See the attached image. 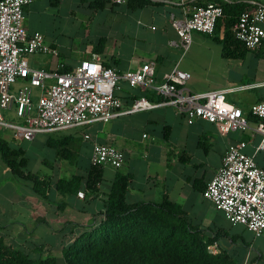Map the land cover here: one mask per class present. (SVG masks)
<instances>
[{"label": "crops", "instance_id": "0c3cea01", "mask_svg": "<svg viewBox=\"0 0 264 264\" xmlns=\"http://www.w3.org/2000/svg\"><path fill=\"white\" fill-rule=\"evenodd\" d=\"M37 1L52 5L49 0H34L25 8L26 18ZM83 1L92 10V15H98L102 30L98 35L90 36L80 51L79 61L69 64L61 59L60 52L58 56L49 55L44 62L34 55L29 59L32 67L46 70L64 66L77 68L82 61L99 55L105 66L120 73L135 70L145 62H154L156 78L162 81L167 73L179 66L192 75L186 86L190 92L234 89L227 95L228 100L248 114L251 127L245 132L224 135L213 123L190 119L172 106L160 105L151 110L121 115L106 124L92 123L63 131L76 130L66 135L82 140V165L91 164L93 145L101 143L116 146L124 152L123 167H104L100 189L90 196L86 194L87 173L83 168L56 157L45 158L42 163L49 170L37 172L51 177L49 199H44L34 191L35 180L28 178L26 171L24 176L14 175L0 155V190L4 193V197L0 195V215L5 220L11 214H18L16 229L25 230V225L31 221L37 222L36 225H50L61 244L69 223L88 224L93 215L105 209L115 179L121 172L132 178L127 193L129 203L168 198L183 207L194 225L211 237H218L210 247L214 253L226 252L234 264H264V233L256 236L246 226L231 223L205 196L208 183L221 168L224 155L233 143L246 142V153L254 156L257 164L264 168V148H260L262 135L254 130L258 119L249 114L254 104L264 102V42L256 50L246 49L243 57H226L222 42L216 40L217 37L223 40L224 31L213 35L194 32L192 46L184 51L172 24L173 17L182 18L192 4L244 1L248 3V10L264 5V0H152L143 7L136 6V2L131 4L130 0L121 4L108 0L99 9L91 8L94 0ZM29 25L26 23L28 30L35 32ZM101 43L104 44L102 51L96 52L95 47ZM237 67L242 70L240 75L234 72ZM212 72H218L215 75L220 77L219 81ZM202 79L205 82L202 83ZM21 85L19 83L16 87ZM120 85L117 95L123 101L124 109L131 107L141 96L153 103L161 101L153 90L133 86L125 80ZM86 135L90 139H86ZM61 167H64L63 172ZM75 174L84 176L79 190L85 193L83 199L78 193L63 194L57 189L62 177Z\"/></svg>", "mask_w": 264, "mask_h": 264}, {"label": "built area", "instance_id": "2783aa9c", "mask_svg": "<svg viewBox=\"0 0 264 264\" xmlns=\"http://www.w3.org/2000/svg\"><path fill=\"white\" fill-rule=\"evenodd\" d=\"M33 1L0 0V127L13 131L15 137L31 140L39 134L92 123L106 124L121 115L160 105L172 106L190 119L213 123L224 135L250 129L248 114L228 100L227 95L234 89L190 92L186 86L192 75L179 66L162 81L156 78L154 62L120 73L105 66L99 55L82 61L75 70L66 73L59 71L61 67L53 70L32 67L31 56L59 55L58 49L50 46L42 33L30 32L26 26L25 8ZM112 1L121 4L126 0ZM223 15L222 4L208 3L192 4L182 18L173 17L172 24L184 51L192 46L194 32L213 35ZM234 31L246 49H258L264 42V5L246 10ZM122 80L155 91L161 101L153 103L141 96L124 109L117 95ZM19 83L22 85L16 87ZM33 88L39 89L37 96ZM4 113L14 114L21 123L7 121ZM249 114L258 119L254 130L262 135L260 148H264V102L254 104ZM246 147V142L228 147L221 168L207 185L205 196L231 223L242 224L261 236L264 233V168L246 153ZM124 163L125 154L116 146L93 145V166L120 169ZM78 196L83 199L85 193L80 191Z\"/></svg>", "mask_w": 264, "mask_h": 264}, {"label": "trees", "instance_id": "16d2710c", "mask_svg": "<svg viewBox=\"0 0 264 264\" xmlns=\"http://www.w3.org/2000/svg\"><path fill=\"white\" fill-rule=\"evenodd\" d=\"M49 1L52 5L61 2ZM107 2L94 0L90 6L99 9ZM132 2L143 7L153 1L130 0ZM222 6L224 15L219 19L215 32L224 31V38L220 40L217 37L216 40L222 42L226 57H243L247 50L236 38L234 28L247 10L248 3L234 1ZM103 47L101 43L95 51L101 52ZM73 70L75 68L64 66L59 71L66 73ZM47 146L55 150L57 160L68 161L85 170L86 194L92 196L98 193L104 167L82 165V140L72 135L49 137ZM0 155L16 176H24L26 171L27 176L36 182L34 191L38 196L49 199L51 177L29 170L30 160L24 148L0 136ZM83 178L81 174L62 177L57 189L63 194H77ZM131 181V175L119 172L105 209L93 215L88 224L69 223L56 254L34 257L0 236V264H234L226 252L214 253L210 249L218 237H211L194 225L178 203L168 198L129 203L127 193Z\"/></svg>", "mask_w": 264, "mask_h": 264}, {"label": "rangeland", "instance_id": "374dc122", "mask_svg": "<svg viewBox=\"0 0 264 264\" xmlns=\"http://www.w3.org/2000/svg\"><path fill=\"white\" fill-rule=\"evenodd\" d=\"M45 3L44 1L35 2V4L31 6L32 8L27 18L25 16V23L30 24L29 26L34 30L42 33L48 43L51 45L53 44V47L58 49L62 56L61 59L67 60L69 64L74 65L81 58L80 51H82V48L87 44L90 36L94 37V35H98L102 30V27L99 25L100 19L98 15H92V10H89L90 8L85 5L87 3L83 0H61L58 5ZM35 57H38L41 62H44L48 60L50 56L35 55ZM234 72L240 75L242 70L237 67L234 69ZM216 73L218 72H212V76L219 81L220 77L217 78L215 75ZM216 80L209 79V81L212 82ZM203 82H205L204 79H202V83ZM33 90L37 96L39 94V89L33 88ZM4 116L6 120L11 123H21L19 118L14 114L8 115L4 113ZM75 131L76 130L39 134L31 140H24L15 137L13 131L3 130L0 127V134L6 140L26 150L30 160L29 170L33 173H37L41 170H43V172L49 170L42 161L45 158L54 159L55 157V150L47 146L48 138L61 137L69 132ZM63 171L64 167H61V172ZM0 195L4 197L3 190H0ZM10 207H12V204ZM37 215L38 214L35 213V216ZM17 217L18 214H11L4 220L0 215V236L4 237L8 243L24 249L34 257L41 254L48 255L57 253L60 242L59 239L56 238L55 232L51 229L50 225H45L44 223L36 225L37 222L31 221L25 225V230L21 228L16 229L14 227L17 225V221H15ZM53 224L54 226L56 225L55 221Z\"/></svg>", "mask_w": 264, "mask_h": 264}]
</instances>
